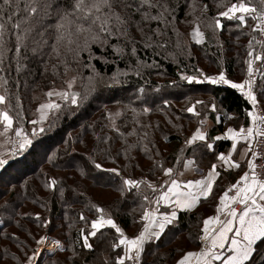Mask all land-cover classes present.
<instances>
[{"label": "trees", "instance_id": "1", "mask_svg": "<svg viewBox=\"0 0 264 264\" xmlns=\"http://www.w3.org/2000/svg\"><path fill=\"white\" fill-rule=\"evenodd\" d=\"M129 2H133V0H129ZM231 2L233 0H224V3ZM65 3L66 0H55L52 9L53 14L46 18V23H55V10ZM138 3L139 0H134L133 7ZM167 3L172 9L171 13L167 14L168 23H165L167 27L163 28L160 35H158L160 39L158 37L154 38L153 44L149 42V36L148 33H145L144 24H152L156 21H144L140 25L143 32L137 31L135 24L129 29L134 44L128 42L125 37L117 39V37L113 36L106 45L94 44L91 46L90 51L81 52L78 62L73 61V53H65L64 48L61 47L62 57L66 58L72 69L67 74L64 72V66L58 63L59 58L52 53L51 44L54 39V31L52 29L48 30V43L43 45L38 53L31 51L34 45L32 39H29L26 42L27 49L22 46L21 52L17 54L15 36H7L8 44L5 58L2 66H0L3 68V71H0V93L7 95L8 100L13 105L12 114L14 116L17 111L20 112L21 115L15 121L16 124L23 123L26 126L34 118L35 107L38 101L43 98L44 92L53 86H63L65 81L71 76L76 75L78 80L77 88H79V92L82 95L86 91L85 79L90 75L94 76L95 74L96 76L107 78L113 75L116 70H120L126 72L127 76L122 75L121 82L115 87H109L105 83L100 84L97 91L93 93L94 95L88 94V99L81 104H84L83 108L79 106L77 109L76 106L72 105L63 107L59 112L61 114L58 119L53 124L51 123V126L43 132L44 134L42 133L37 140L33 139L31 148L24 154L17 156L15 160L9 162L0 171V177L3 174L13 178L8 183L3 181L6 185L12 187L14 185L15 187L8 192V201L15 197L13 206L16 207L19 202L20 206H24L26 211H28V216L19 217L18 211L12 210L11 213L7 214V220L3 221L0 226V264H7L3 260L13 255L10 250L15 243L22 245L23 249L24 246L27 248L22 241L26 240L28 242L31 240L33 231L34 239L36 236L38 237L37 239L41 237L40 230L43 226V220L39 215L37 216L39 212H45V218L47 219H54V224L64 244V249L57 251L53 255L41 256L37 264H106V262L107 264H115L116 257L123 254L122 247H111L113 243L118 242L119 234L110 226L101 229L95 237L89 236V242L93 245L91 249L83 247V237L81 235V229L87 234L90 230L91 220L97 218L98 213L93 205L103 208L105 213H111V218L121 229L130 230L134 224V216L133 212H131V210H134L133 203L141 198L144 193V187H146L143 184V188L140 186L139 189H127L123 185V179L138 180V177L132 178L131 174L126 175L124 170L117 175L106 171L107 168L105 167L100 169L95 167L96 162L92 161V157L95 156L96 158L99 153L114 155L112 153L113 139L110 137L108 152L105 147L100 152L98 148L96 150L92 148V145L98 139L97 143L105 146L103 139L106 131L99 127L97 133L94 134L92 128L93 124L96 125V123H91V119L98 111H100L101 115H104V110L101 109L102 104L118 103L133 106L134 103L139 107L145 106L144 108L158 104L155 107L165 106L172 109L174 106L177 107L179 102L184 101L187 104L191 99L189 97L199 94L196 96H200V102L209 107L206 119L211 122V125L206 130V135L210 143L214 141L213 137L223 130L228 113L241 114L243 110H251V105L242 96V92L232 88L229 84L206 82L200 74L194 75L199 82L189 83L181 79V76L185 75L182 72L190 71V67L197 70L199 63L207 60L209 56H200V53L194 55L188 53L185 35L183 34V37H179L171 22L175 24L185 23V18L189 16L188 11L192 9H198L201 19L203 17H216L218 9L222 8L218 6L217 0H167ZM193 5H195L194 8L192 7ZM204 5H207V8H204ZM142 11H148L151 15H156L159 9H149L147 5H144ZM127 13L132 15L134 21L141 19L140 13L133 12V8H128ZM222 21L226 27L228 22ZM237 23V21L233 22L232 26L234 27H231L233 30L231 33H227V37L223 40L226 48L222 46L223 44H219L217 48L212 44L207 47L209 50L204 51L208 53L214 49V54L218 55H213L211 61L215 63L216 60H219L218 64H221L220 67L226 71L225 75L235 83H242L244 81L242 74L245 76L247 73L248 41L253 36L245 35L249 19L247 26L243 28L237 27ZM250 31L251 28L248 29V32ZM187 37L188 39L190 38L189 41L191 42V35ZM215 39L213 38L211 41L213 42ZM175 40L179 42L178 45ZM242 40L245 41L246 47H241L242 45L244 46ZM205 42H207L206 38ZM146 44L150 46L145 47ZM113 45L116 48H123V52L117 53ZM253 46L255 47V45ZM72 47L75 48V44ZM133 47L136 48L135 55L132 53ZM222 48L226 49L225 55ZM172 56L179 58L178 63L173 62ZM17 60H19L20 64L19 71L17 70ZM138 61L140 62L139 64ZM53 65H57L55 70H53ZM89 65L92 70L88 69ZM137 67L140 69L139 75L135 71ZM260 71V75L257 76L258 79L256 78L254 81L253 91L256 95L257 103L259 102L264 110V67ZM160 74L164 77L161 84L157 81V76ZM4 81H7V83L5 84ZM152 87L159 89L156 95H152ZM141 88L145 89L146 92L143 100H139L141 96L138 97ZM206 93L208 96L204 95ZM202 95L209 98L204 100ZM17 97H19V109L16 108ZM194 101L193 105L197 108L200 107L197 103L198 99H193L192 102ZM179 112L185 115L188 121L186 124L182 123L184 126L179 125L177 130L174 129L175 132L169 131V134H166L163 139L164 143L169 144L171 151L169 157L174 159L172 166L176 161L177 153L175 152L176 155L173 153L176 147L186 144L185 141L191 136V134H186L187 137L184 136L183 131L187 128L188 122L196 118V114L193 115L190 112L184 114L182 110ZM162 130L163 127L160 126L156 132L161 135ZM228 143L227 140L222 139L215 141L213 153L206 154L205 157L211 160L219 151L226 149ZM198 148H200L199 153L197 152ZM205 153L204 142L200 143V141H197L193 145L186 144L180 161L191 158L200 162L198 160L199 155L204 156L202 154ZM131 167L136 169L137 163H132ZM129 171L132 172L130 168ZM49 178L57 179L58 184L55 188L46 190L45 183ZM102 179L108 183L101 184ZM90 183L103 189L116 191L118 194L119 192L121 193L119 194L121 197L117 199L114 209H105L100 205L101 202L97 200H94V202H90L89 199L86 200L82 194V187ZM61 188L63 192L60 191ZM126 204L128 206L127 209L123 207ZM215 206L216 199L213 197L209 202L201 201L198 207L191 212H179L177 220L167 225L165 231L159 237L145 242L143 264H173L178 254L196 248L199 242L198 237L202 235L203 220L213 214ZM8 209L10 208L8 207ZM4 211L5 209L2 212ZM81 215L86 219L81 220ZM11 227H14L16 231L24 236L19 237L21 239L19 243H17L18 239L17 241L14 239L15 231ZM46 228L48 230V224H46ZM141 228L143 229V226L138 225L139 231L142 230ZM49 231L52 232V227ZM179 241L183 243L178 244ZM2 242L6 243L2 244ZM16 250L20 251L18 248ZM27 250L28 253L34 251V249L29 251L28 248ZM50 250L52 249L45 251L48 253ZM262 252H264V244L258 245L254 264H264V254H261ZM14 263L17 264V261ZM18 263L23 264L21 261H18Z\"/></svg>", "mask_w": 264, "mask_h": 264}, {"label": "snow or ice", "instance_id": "2", "mask_svg": "<svg viewBox=\"0 0 264 264\" xmlns=\"http://www.w3.org/2000/svg\"><path fill=\"white\" fill-rule=\"evenodd\" d=\"M133 2H129V0H119V2L118 0H66L64 5L56 8L55 23L51 24L46 23V18L52 16L55 0H0V66L5 58L8 35L15 36L17 54L21 52L22 46L27 49L26 42L29 39H32L34 45L31 51L38 53L40 48L48 43V30L52 29L54 31V39L51 44L52 53L59 58L58 63L64 66V72L67 74L72 69L66 58L62 57L61 47L64 48L65 53H73V61L78 62L81 52L90 51L94 44L106 45L113 36L117 39L125 37L128 42L134 44L129 32L133 24L136 25L137 31L143 32L140 25L144 21L168 23L167 14H170L172 9L167 0H155V2L139 0L135 7H133ZM217 2L223 10L218 11L216 17L207 27L214 30L221 29L224 26L221 18H224L227 21H237V27L243 28L247 24L248 18H251L255 22L252 31L264 34V0H258L256 3L253 0H233L231 3L217 0ZM144 5H147L149 9L156 8L159 11L156 15H151L148 11H142ZM192 7L194 8L195 5ZM203 7L207 8V5ZM128 8H133V12L140 13L141 19L134 21L132 15L127 13ZM155 34L160 35L159 30H155ZM191 36L197 44L205 42V33L201 31L199 22H196L193 27ZM254 43L261 46L259 50L254 48ZM73 44H75V48L72 47ZM148 46L150 45H145V47ZM113 48L117 53L123 52V48H116L115 45ZM132 53L135 55V47L132 48ZM247 56L249 78L242 83H235L227 79L223 71L217 76H204V80L212 84H230L232 88L241 91L255 106L257 99L253 91V80L255 79L253 65L254 61L264 64V39L256 40L253 36L248 41ZM52 67L55 70L57 65ZM19 68L20 64L17 60L18 71ZM0 71H3L2 67H0ZM135 71L137 75L140 74L139 67ZM122 75L127 76V73H114L110 78L111 83L119 84V77ZM88 79L91 83L94 77L89 76ZM181 79L189 83L199 82L197 77L192 75H182ZM75 82L76 76H72L65 81V88L59 90L50 88L44 93L46 99L36 109L39 114L38 119L29 121L33 125L31 134L24 130L22 124L15 123L21 114L17 111L14 116L12 114L13 105L7 95L0 93V138L3 139L4 145H10L7 153H0V168H4L8 164V156L14 157L33 144V138L45 131L44 127H40L37 131L36 126L43 125L51 113H59L63 107L68 105L76 106L78 109L88 99L89 92L95 90L94 87L87 89L82 95L73 90ZM4 83L6 84L7 81ZM140 91L143 92V88ZM16 99V108L19 109V97ZM197 103L201 102L197 101ZM213 107L215 106L213 105ZM143 111L148 112L150 109L144 108ZM186 111L199 115L195 112L194 105L188 107ZM246 114L250 118L247 127L241 126L238 129L229 127L223 136L214 138L215 141L221 139L231 141V148L226 153L219 152L216 157L220 167L225 170L245 167V170L219 196V202L215 206V215L207 216L203 220V234L198 237L203 246L199 250L185 252L176 261V264H216V262H220V264H254L258 245L264 244V116L259 115L254 107ZM114 115L119 116L120 113L117 112ZM109 118H113L112 113H109ZM201 124L203 125V121ZM112 126L115 127L114 122ZM116 130L119 131L118 128ZM197 141L204 142L208 150L214 148V143L208 142V137L201 128H197L185 143L193 145ZM241 143L245 147L240 150V159H235L234 153L237 152L238 144ZM177 159L179 160V157ZM258 160L260 163H257ZM156 163L168 179L164 181V184L159 185V194L153 201H150L147 195L143 196V200L149 204L154 203L156 206L160 203L168 204L172 206L173 210L161 213L158 211V207L144 208L140 217L146 222L143 229L137 235L129 237L111 216L106 215L103 208L93 205L98 215L97 218L91 220L90 230L87 234L81 229L84 248L91 249L93 247L89 242V236L95 237L101 229L110 226L119 234L118 242L113 243L111 247L123 246V254L116 257L115 264H140L145 242L159 237L165 231L166 226L174 222L177 210L190 211L201 202L202 198L208 199L213 194L217 178L221 175L217 170L218 165L213 163L205 175L185 183L178 178H173L176 175L173 167H164L162 163ZM194 163L193 160L185 161L184 167L188 168ZM95 167L100 169L102 165L96 163ZM106 171L119 175L117 168L106 169ZM179 175H183V173H179ZM145 183L154 193L157 191V186L151 182L131 178L123 179V185L127 189H139L140 185ZM57 184V179L49 178L45 187L55 188ZM165 185H167V190H163ZM60 191L63 192V189L61 188ZM80 219L85 220L86 218L81 215ZM44 223L47 224L48 221H44ZM46 239L45 236H41L36 241L37 245L43 244ZM53 243L58 248L63 247L59 241ZM226 248L230 249V252L225 256L223 250ZM37 255L38 253L34 250L24 264H34L33 258Z\"/></svg>", "mask_w": 264, "mask_h": 264}, {"label": "rangeland", "instance_id": "3", "mask_svg": "<svg viewBox=\"0 0 264 264\" xmlns=\"http://www.w3.org/2000/svg\"><path fill=\"white\" fill-rule=\"evenodd\" d=\"M253 2L256 3V2H258V0H253ZM222 10H223V8L218 9V11H222ZM188 14H189V16L185 18V20H186L185 23L175 24V23L171 22L173 25V28H175L176 34L177 35L179 34V37H183V34L185 35L186 41H187V47L186 48H187L188 53L193 54V55L200 53L199 54L200 56L206 55V56H209V58H207V60H205V61L203 60L201 63H199V65L197 66L198 67L197 70L195 68L192 69L193 67H190V71H185L182 73L185 75H192V76H194L196 74H200L202 76V78H204V76H217L221 71H223L226 74V71H224V69L220 67L221 64H218L219 60H216L215 63L211 61L213 55H218V54H214L215 53L214 49H212L208 53L205 52L204 50H209V49H207V47L211 46L212 44H214L213 46L216 48L219 46V44H223L222 46L226 48V44H224L223 40L227 37V33L229 34V32L231 33V31L233 30V28H231V27H234V26H232V24L235 21H227L226 19L222 18V20H225L228 22V25H226V27L223 26L221 29H215L214 30L212 28L207 27V25L209 23H211V21L214 17H203V19H201V16L198 13V9L189 10ZM248 19H249V24L247 22L248 26H247V24L245 25V26H247L246 32L248 34L246 33L245 35L255 36L256 39H258L262 36L261 39H264V34H260L258 32L252 31V27L254 26L255 22L252 21L251 18H248ZM196 22L200 23V29H201V31H203L205 33V38L207 39V42H204L203 44H197L195 42V40H193L192 36H191V42H190L189 41L190 38L188 39V37H187L188 35H191L190 33L192 32L193 27H195ZM166 27H167V25L165 23H161L159 21H156L155 23H152V24H149V23L144 24V28L146 30L145 33H148V36L151 37V39H149V42H152V44H153L154 38L155 37L159 38V36L155 34V30H159V32H161L162 29L166 28ZM249 28H251L250 32H248ZM213 38H216V39L212 42L211 39H213ZM175 43L178 45L179 42L177 40H175ZM242 43L244 44V46L242 45L241 47L242 48L246 47L245 41L242 40ZM254 45H255L254 48H256L257 50H259L261 47L260 45H256L255 43H254ZM204 48H206V49H204ZM222 50L224 51V55H225L226 49L222 48ZM172 59L174 60L173 61L174 63H178L179 58L177 59V57L172 56ZM263 67H264V64H261V62H260V66L258 69L257 76L260 75V72H261L260 70H263ZM88 69L92 70L90 68V65L88 66ZM116 72H123V71L116 70ZM247 75H248V72L245 74V76L242 74V78L244 79V81L247 79ZM74 76H76V75H74ZM112 76L113 75H110L107 78L105 77V78L101 79V76H96L94 74V76H93L94 80L91 83L89 82V79L87 77V79H85V82H86L85 83V90L94 87L95 90L89 92L90 94H93L95 91H97L98 87L102 83L107 84L109 87L117 86L118 84H112L111 83L110 78ZM225 76L227 78V75H225ZM70 78H68V79H70ZM120 79H121V76L119 77V80ZM163 80H164V77L162 74L157 76V81L159 82V84H161V82H163ZM206 82H209V81H206ZM65 87H66V83L63 86L58 85V86H53L50 88H56L57 90H59V89L65 88ZM77 87H78V80L76 78V82L73 86V90L79 92V88H77ZM50 88H48V90ZM48 90H46L45 92H47ZM158 91H159V89L152 87L151 93H152V95H156ZM145 93H146L145 89H143V92L139 91L138 97L141 96L139 100H143ZM196 95H199V94H196ZM196 95L189 97V99L190 98L191 99L187 104L184 101H182V102L177 103V107L174 106V108H172V109H170V107L166 108L165 106L155 107V106H158V104L153 105V107L148 106V107H146V108L150 109V111H148V112L143 111L145 106L139 107V106L135 105L134 103H133V106H129L126 104L121 105L118 103H111L109 105H103L102 104L101 109L104 110L103 111L104 115H101L100 111H98V113L91 119V123H96V125H97L96 126L93 124L92 129H93L94 134L97 133V129H99V127L106 131V132H104V139H103V144H105V146H102V145H100V143H97L99 141V139H98V140H96V143L94 145H92L93 150H96L98 148V151L100 152L102 150V148L105 147V149L108 152V150H109V146H108L109 142L108 141H109V137H110L113 139L112 153L114 154V155H104V154L99 153L96 158H95V156L92 157V161H95L96 163L101 164L102 167H105L107 169L117 168V169H119V173H121V171L124 170V172H126V175L131 174L132 178L138 177V180H145L146 182H151L153 185L157 186V191L154 193L150 188L147 187V184L145 183L146 187H144L145 189H144L143 195L141 196V198L139 200H136L133 203L134 210H131V212H133L134 224L131 226L130 230H123L122 229L124 231V233L129 237L135 236L140 232L138 230V225L144 226L145 221L140 219V217L143 214V209L153 207L154 203L149 204L148 202L144 201L143 196L147 195L149 197V200L153 201L155 199V197L158 196V194H159V191H160L159 185H161V183H163V181L166 178H168L164 175L161 168L157 166L156 162L162 163L164 167H173L174 170L178 169L179 164L182 163L180 161L181 160V154H182V151L186 148V144L179 145L178 148L176 147V149L173 153L175 155L177 153V156H176L177 162L175 161L174 165L172 166L171 164H173L174 159H170L169 154L171 151L169 149V144L164 143L163 139H164L166 134H169V131L175 132L174 129L177 130V127L179 125L184 126V125H182V123L186 124V122L188 121L187 118L185 117V115H182L181 112H179V111L182 110L184 112V114H188V111H186V109L190 106H193V103H195V101L192 102V100L198 99V101H200V99H199L200 96H196ZM204 95L208 96L207 93ZM206 96H203L204 100H207L209 98ZM45 99H46V97H45V95H43V98L38 101V104L35 107V116L32 120L38 119L39 114L36 112V109L38 108L40 103L45 101ZM136 100H138V99H136ZM210 100H211V98H210ZM198 104L200 105V107L197 108L195 105L194 106H195V112L199 113V115H196L195 119L190 120V122H188L187 128H185V130L183 131L184 136H186V134L192 135L196 131L197 128H201L202 131H206L211 125V122L208 119H206L207 114L209 112V107H207L203 102L198 103ZM257 104L261 106V104L259 102ZM83 107H84V104L80 105V108H83ZM133 109H135V111H133ZM117 112L120 113L119 116L114 115ZM109 113L113 114L112 119L109 118ZM60 114L61 113H51L49 115L48 120L45 121L43 125H37L36 126L37 131L39 130L40 127H44L45 131H46L48 129V127L51 125V123L53 124V122L58 119V116ZM192 114L195 115L194 113H192ZM117 121H118V123L119 122L120 123L118 124ZM201 121H203V125L201 124ZM113 122L115 123V127L112 126ZM116 123H117V125H116ZM18 124H22L24 127V130L26 132H28L29 134H31V131L33 128V125L31 123H28L26 126L23 123H18ZM160 126L163 127V130H162L163 132L161 133V135L158 134V132H156V130H159ZM117 128L119 129V131L116 130ZM39 136H41V134L34 137L33 139L37 140V138ZM100 141L102 142V140H100ZM31 146H29V148H31ZM9 148H10V145H4L3 139L0 138V153H7ZM27 150H25L24 152L14 156V157L8 156L7 158L9 160V162L15 160V158L17 156L24 154ZM110 157H112V158H110ZM177 157H179V160L177 159ZM132 163H137L136 169H133L131 167ZM129 168L132 170V172L129 171ZM2 170H3V168H0V171H2ZM1 178H3V179H1ZM7 180H9V181H7ZM12 180H13V178H11V176H6V175L2 174L0 177V188H1L0 189V226L3 224V221L7 220V218H8L7 214L11 213L12 210L18 211L19 217L28 216V211H26L24 206H20L18 201L17 202L19 205L17 204L16 207L13 206V204L15 203V197L12 198V200L8 201L7 194H8V192H10L15 187H14V185H13V187L10 185H6L4 182L8 183ZM105 183H108V182H104V180L102 179L101 184H105ZM140 186L143 188V184H141ZM45 189L50 190L51 188L45 187ZM73 189H76V188H73ZM117 189H118V187H117ZM82 190H83L82 194L85 196L86 200L89 199L90 202H94V200H97L98 202H101L100 205H102L105 209H110V210L114 209V206L116 204L117 199L121 197L119 195V194H121L120 192L118 194V193H116V191H113L110 189H103L102 187H100L98 185L97 186L93 185L91 183L83 186ZM100 193H102V194H100ZM1 204H3L4 206L3 205L1 206ZM91 204L93 205V203H91ZM8 207L10 209H8ZM123 207L125 209L128 208L127 204L124 205ZM13 208H15V209H13ZM4 209H5V211L2 212ZM37 214H39V216L43 220V226H42V229L40 230V234H41V236H45L47 239L44 241L43 244L38 246L37 243L35 242V240L38 241L39 239H37L38 238L37 236L34 239V231H33V236L31 238V240H29L28 242H26V240L22 241L25 243V245L27 246L29 251L34 249L38 253V255L33 258L34 264L35 263L37 264V262H38L37 257L39 256V254H41L40 252L42 251L43 247H47L46 245L50 244V241H49L50 239L51 240L58 239L59 241H61L59 232H58V230L54 224V219L45 218V216H46L45 212H39ZM106 215L110 216L111 213L106 212ZM44 220L48 221V223H47L49 225L48 230L46 228V224L44 223ZM51 227H52V232L49 231ZM11 228L15 231V235H13L14 239L16 241L18 239L17 243H19L21 241V239L19 237H24V236L21 233H19L18 231H16L14 229V227H11ZM4 230H2V232H4ZM9 230H11V229H9ZM181 241H183V240H181ZM5 243L6 242H2V244H5ZM182 243L183 242H180V241L178 242V244H182ZM14 246L10 250V252H12L13 255L9 256L8 258H4L3 261H5L7 264H15L14 263L15 261H17V264H19L18 261H21L24 264L27 257L32 255V251H30L28 253V250H27V248H25V246L23 249L22 245H17L16 243ZM121 247H122V252H123V246H121ZM16 248H18L20 251L16 250ZM52 248L53 247L46 248L45 250H49ZM22 251H23V253H21ZM24 258H26V259H24ZM23 259H24V261H23Z\"/></svg>", "mask_w": 264, "mask_h": 264}, {"label": "crops", "instance_id": "4", "mask_svg": "<svg viewBox=\"0 0 264 264\" xmlns=\"http://www.w3.org/2000/svg\"><path fill=\"white\" fill-rule=\"evenodd\" d=\"M227 79H229L227 77ZM230 80V79H229ZM227 85V84H225ZM230 85V84H229ZM247 110H243L241 114H235L233 112L228 113V116L225 120L224 123V127L223 130L221 132H219L216 136H223V133L226 131L227 128L232 127L235 129H238L239 127L243 126V127H247L250 123V118L247 116ZM206 133V131H204ZM213 137L214 138L216 137ZM222 140H226V139H222ZM229 143L226 147V149H224L223 151H219V152H227L230 148H231V141L227 140ZM214 141H212L211 143H214ZM203 143V142H200ZM245 145L243 143L238 144V150L236 153H234V158L235 159H240V150L242 148H244ZM197 152H200V148L197 149ZM218 152V153H219ZM213 153V149L212 150H208L206 148V153L202 154L204 156L199 155L198 160H200V162L195 161L194 164H191L188 168L184 167V162L188 161V160H193L191 158L189 159H185L184 161H182V163L179 165L178 169H175V173L176 175L173 178H178L179 180L183 181V182H187L188 180H192V179H199L202 175H205L207 173V171L209 170V168L211 167V165L213 163L218 165L217 170L220 171L221 175L220 177L217 178L216 184L214 185V189H213V194L208 198V199H203L201 201H211L213 199V197L216 199V204L219 202V196L223 193V191L231 184L235 182V179H237L239 177V175L242 174V172L245 170V167H242L241 169H235V170H225L222 167H220L218 160L216 159L217 155L215 157H212L211 160H209L208 157H205L206 154H212ZM194 161V160H193ZM179 173H183V175H179ZM168 179V178H166ZM165 179V180H166ZM164 180V181H165ZM163 181V184H164ZM163 190H167V185L164 186ZM199 205V204H198ZM198 205L192 209V210H185V209H179L177 210V216L174 220V222L177 220L178 214L179 212H191L193 210H195ZM153 207H158V211L161 213H167V212H171L173 210L171 205L168 204H164V203H160L158 206H156L155 204H153ZM211 215H215V211L213 212V214ZM146 223V222H145ZM167 227V226H166ZM203 234V233H202ZM50 244L46 245L47 247H43L42 251L40 252L41 254H39V256L37 257V261L40 258V256L42 255L43 257L48 256V255H53L55 254L57 251H61L64 249V244L59 241L58 239H54V240H49ZM54 241H59V243L63 246L62 248H58L55 246V244L53 243ZM203 244L202 242L199 240L198 242V246L196 248H192L191 250L188 251H195V250H199L200 247H202ZM53 247L52 250H50V252L46 253L45 249L46 248H50ZM225 253V256L227 254H229L230 249H224L223 250ZM187 252V251H185ZM180 253L175 257V262L173 264H176V261L185 253ZM142 258H143V252H142ZM223 259V258H222ZM217 264H220V262H216ZM36 264V263H35Z\"/></svg>", "mask_w": 264, "mask_h": 264}, {"label": "built area", "instance_id": "5", "mask_svg": "<svg viewBox=\"0 0 264 264\" xmlns=\"http://www.w3.org/2000/svg\"><path fill=\"white\" fill-rule=\"evenodd\" d=\"M261 37H262V36H261ZM261 37L258 38V39H256V40H262ZM259 66H260V61H254V65H253V67H254V72H253V75H254L255 79L253 80V85H254V81L256 80V77H257V74H258ZM248 78H249V77H248V75H247V79H248ZM242 96H243L244 98H246V96H245L243 93H242ZM246 99H247V98H246ZM247 100H248V99H247ZM248 102H249L250 105H251V110H252L253 107H254V108H255V111H256L259 115L264 116V110H263V108H262L260 105L256 104L255 106H253L249 100H248ZM257 163H260V161L258 160ZM140 264H143L142 254H141V258H140Z\"/></svg>", "mask_w": 264, "mask_h": 264}]
</instances>
